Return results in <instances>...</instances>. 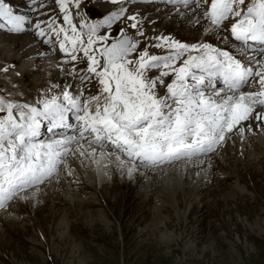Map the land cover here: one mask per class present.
<instances>
[{"label":"snow or ice","instance_id":"snow-or-ice-1","mask_svg":"<svg viewBox=\"0 0 264 264\" xmlns=\"http://www.w3.org/2000/svg\"><path fill=\"white\" fill-rule=\"evenodd\" d=\"M128 2L105 0L114 10L77 24L76 18L87 17L80 11L85 0H55L61 24L52 18L33 23L10 0H0V29L23 33L29 25L36 36H54L68 57L62 65H72L61 71L74 78L62 88L51 85L34 103L0 96V210L27 200L30 189L35 196L54 177L59 181L61 171L73 176L69 158L131 176L140 167L202 163L232 135L252 133L253 122L264 132V0H169L194 5L197 25L207 21L205 33H217L235 51L147 37L138 16L126 14ZM29 6L37 10V0ZM122 21L125 27L114 28ZM140 38L147 41L143 48ZM78 63L86 68L78 71ZM249 84L255 90L242 91ZM42 127L51 134L46 140L40 139Z\"/></svg>","mask_w":264,"mask_h":264},{"label":"rangeland","instance_id":"rangeland-1","mask_svg":"<svg viewBox=\"0 0 264 264\" xmlns=\"http://www.w3.org/2000/svg\"><path fill=\"white\" fill-rule=\"evenodd\" d=\"M37 1L39 7L41 0ZM134 1L126 3L130 10L143 3ZM152 1L158 0H146ZM42 2L39 14L45 7L50 15L60 12L50 0ZM22 3L30 8L31 0H10L18 13ZM81 9L92 20L101 15L99 11L107 14L91 0H85ZM26 13L33 23L44 19ZM53 19L61 23L62 13ZM171 19L164 35L196 42L198 25L190 20L182 23L177 16ZM161 20L151 22L152 27H162ZM119 27L125 26L119 22L115 28ZM1 33L15 35L0 30V69H11L0 71V96L11 99L13 93L5 85H16L17 78L13 83L11 76L23 62L10 58L19 54V42H5ZM25 33L17 35L31 36ZM212 38L213 34L208 36L209 41ZM140 39L143 48L147 41ZM51 41L48 50L54 55L51 45L54 50L57 46ZM59 59L66 60L58 56L56 64L49 63L31 51L26 61L35 66L28 63L31 70L22 75L24 89L45 84L59 67L71 68ZM60 73L62 84L67 77ZM96 90L92 84L91 94ZM253 129V135L245 132V141L232 135L215 153L202 157V163L161 166L159 174L160 170L153 174L143 167L131 176L115 166L97 171L69 158L72 177L61 171L59 181L54 177L41 185L35 196V189H30L27 200H16L0 211V264H264V133Z\"/></svg>","mask_w":264,"mask_h":264},{"label":"bare ground","instance_id":"bare-ground-1","mask_svg":"<svg viewBox=\"0 0 264 264\" xmlns=\"http://www.w3.org/2000/svg\"><path fill=\"white\" fill-rule=\"evenodd\" d=\"M143 2H146V0H141ZM92 3H94V5L99 8V9H103L104 11H108L109 10H114L113 6L110 5V4H105V0H91ZM131 2V1H130ZM131 4H134V3H131ZM136 4V3H135ZM169 4L171 5L172 3L169 2V0H164L162 1L159 5H145L143 3L141 4H137L135 7H133L131 10L127 4L125 5L126 9H127V15H137L138 18L142 21V30L145 32L146 36L147 37H155V36H158V35H163V36H168V37H171L173 39H176L178 40L174 35H164L163 34V31H164V28L168 27L171 25L172 23V17L173 16H177L179 17L180 20H182V23L184 22H187V20H190L191 23L193 25H197L196 23V20H197V15L198 13L197 12H194L192 9L194 8V5L191 7V8H186L182 5H173V6H169ZM129 8V9H128ZM145 8L147 9L146 12H145ZM59 9V7H58ZM82 9H80L81 11ZM147 11H149L147 13ZM153 11V12H152ZM157 11V12H156ZM152 13H155V15H152ZM39 14V13H38ZM22 15H26L29 20L31 19V15L27 14L26 12H24V14L22 13ZM63 15V14H62ZM81 18H86V17H78L76 18L75 22L78 24L80 19ZM88 19V18H86ZM159 21L160 19L161 20V23L163 24L162 27H158L157 28H154L152 27V23L156 22L157 20ZM40 20V19H39ZM89 21L91 22L92 20L89 19ZM60 22V21H59ZM63 23V21L61 22V24ZM124 25H125V22H123ZM181 23V24H182ZM203 23L202 25H198L200 27V30H199V37L198 39L196 40V42H191L189 44H197V43H209V44H212L213 46H216V47H220V48H228L230 50H233L235 51L234 49V45L232 43H228L227 45L220 39V35H218L217 33L215 32H209V33H205V29L209 27V23L203 19H201L200 21V24ZM145 24H151V27L149 28H146L145 27ZM173 24H174V20H173ZM161 25V24H160ZM150 26V25H149ZM26 27V30H33L32 28H30L28 25L25 26ZM198 27V28H199ZM169 28V27H168ZM170 29V28H169ZM1 31H4L6 29H0ZM130 31V30H129ZM5 32V31H4ZM34 30H33V34H31V36L29 35V38L28 37H24L23 35H15L13 37H9V35L6 36V34L4 33H1V34H4L5 37H6V41L7 42L9 39H16L19 44H20V49H19V54H16L14 57H10L12 59H15V58H19L22 60L23 63H21L20 67H18V69L15 71V73L11 76L13 77V83H14V79L17 78V80L15 79L16 81V85H10L9 82H12L10 81L8 78V85H5L9 90H11V93H13V96L11 95V99L13 98L14 101H18V102H27V103H34L40 96L39 93H41L43 91V89L45 90H49L51 88V85L53 84H58L61 86V88L65 85V84H71L73 83L74 81V78L72 80L71 77H67L64 82L61 84L59 82V78H61V67H59V70L57 72L54 73L53 77L50 76V79L49 81L43 85H39L37 87H33L32 90H29V89H24V79L22 77V75L25 76V74L29 73V71L31 70L29 67V64L30 66L32 65V63H29V62H32V61H29L28 60L26 61V59L28 58L29 54L31 51H36V55L39 56V57H42L43 59H45L46 61H48L49 63L51 62H54L56 60H54V57L53 55L52 56H49L50 54V50H48V47H49V44H46L47 46H43L42 43H44V41H41V37L39 36H36L34 34ZM165 32V31H164ZM30 34V33H29ZM169 34V33H168ZM213 34L214 35V38L211 39V41L208 40V36H211ZM227 34V33H226ZM225 33H221V35H226ZM2 37V36H1ZM44 38V37H43ZM4 39V37H3ZM180 41V40H178ZM4 42V40H3ZM181 42V41H180ZM219 42V44L221 45H217V43ZM54 43V42H53ZM55 44V43H54ZM3 45V44H2ZM52 46V45H51ZM153 52H160V50H157V49H152ZM35 54V52H33ZM57 53L59 55H64L63 53H61L59 51V48H58V51ZM58 59V57H57ZM10 60V59H9ZM30 60V58H29ZM33 60V59H32ZM60 61H63V59H59ZM34 61V60H33ZM13 62V61H12ZM8 63V62H7ZM5 64L7 67L10 68V64ZM29 63V64H28ZM57 63V62H56ZM55 63V64H56ZM59 63V62H58ZM28 65V66H27ZM35 66V64H33ZM32 65V66H33ZM4 66V65H3ZM5 66V67H6ZM23 66H26L25 69H23ZM86 66V65H85ZM13 67V66H12ZM34 69V68H33ZM58 69V68H57ZM11 69H9L8 71H10ZM17 76H16V75ZM53 74V73H52ZM12 79V78H11ZM251 85V84H250ZM54 91H60V89H55ZM51 94V93H49ZM74 123V121H73ZM253 128H255V122H253ZM256 130V129H255ZM256 131H259V130H256ZM260 132L262 131H259V134ZM42 133V132H41ZM254 133V132H253ZM253 133H251L250 135H253ZM264 133V132H263ZM262 134V133H261ZM248 136V135H247ZM251 137V136H250ZM245 138V137H244ZM244 140V139H243ZM245 141V140H244ZM183 163V162H182ZM181 163V164H182ZM183 165V164H182ZM72 167V166H71ZM181 167V169L183 170L184 169V166H178V168ZM88 168V167H87ZM144 168V167H143ZM175 168V167H174ZM179 169V170H181ZM151 172L154 174L155 171L157 172V170L159 171L160 170V167L158 168H154V169H150ZM123 173L127 172L126 169L124 170H121ZM164 171V170H163ZM93 172V171H92ZM97 172V171H96ZM150 172V171H149ZM166 172V170L164 171ZM163 172V173H164ZM183 172V171H182ZM185 172V171H184ZM161 173V170L160 172H158L157 174ZM175 173V172H174ZM156 174V173H155ZM218 174H227L226 172H219ZM65 177V176H64ZM72 177V176H71ZM212 177V176H211ZM66 178V177H65ZM78 181V180H77ZM15 211V210H14Z\"/></svg>","mask_w":264,"mask_h":264}]
</instances>
